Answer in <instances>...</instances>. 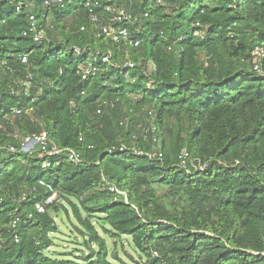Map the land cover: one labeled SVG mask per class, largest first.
<instances>
[{
    "label": "trees",
    "instance_id": "trees-1",
    "mask_svg": "<svg viewBox=\"0 0 264 264\" xmlns=\"http://www.w3.org/2000/svg\"><path fill=\"white\" fill-rule=\"evenodd\" d=\"M54 1L0 0V264H264V0Z\"/></svg>",
    "mask_w": 264,
    "mask_h": 264
},
{
    "label": "built area",
    "instance_id": "built-area-1",
    "mask_svg": "<svg viewBox=\"0 0 264 264\" xmlns=\"http://www.w3.org/2000/svg\"><path fill=\"white\" fill-rule=\"evenodd\" d=\"M61 1L62 0H55L54 2L60 4ZM21 6H23V4H21ZM96 6H98L97 3L87 5V7L89 8V12H90V19H91L92 24L95 26V29L97 31H99V33L102 34L104 36V38L110 39L114 42H120L121 39L128 40L129 31L127 29V26L130 24H135L137 19L135 17H133L132 15H129L123 11L115 10V9H112V7H108L106 9V11L108 13H110L112 15V17L108 21L105 20V23L103 22L104 24H102L101 22L103 20L100 17H98L93 10V8ZM31 7H33V6L32 5L29 7L27 6V8H29V9ZM30 21H31V30L35 33L34 41L36 43H39L43 39V36H44L43 32L39 31L34 16L30 17ZM135 46H138V44L136 43ZM75 51L77 53L81 54V50L79 48H75ZM104 60H105V62H107L108 58H105ZM23 62H26V60H24ZM129 67H134V66L132 64H129ZM93 72H94V70L92 69V66H90L88 69H86L84 71V77L83 78L86 79V77ZM15 113L20 114L21 111L16 110ZM150 115H152L151 112H150ZM146 138H147V136H144V139H146ZM35 146H40L43 156H55V155L60 154V152L56 149H54L52 151L48 150L49 143H48V135L46 133H42L40 136L34 137L32 139L27 138L23 144V149L26 151H29V150L33 149ZM126 150L127 149L124 146L120 147L118 149L113 148L110 151V154H112L116 151L117 152L119 151L120 153H122ZM12 151H14V149H12ZM135 153L138 156H144V152L142 151V149H139V148L136 149ZM149 156L151 158H156L158 156V153L157 152L150 153ZM159 156L162 157L161 154ZM180 159H181V165L186 166L187 161L189 159L188 153L183 152ZM68 160L74 164H79L81 162L79 154H77L74 151H68ZM50 166H51V164L49 162H45L43 164L44 169H48V168H50ZM41 185L46 186L49 189V191L52 192V196L48 200L47 204L55 201L57 199V193L55 191H53V189L49 185H46L43 182H41ZM110 190L113 193L117 192V193L121 194V192L117 191L114 187H111ZM36 208H37V211L39 213L45 212L44 205H42V204H38L36 206ZM13 224H14L13 226L15 227L17 225V220ZM16 242L18 243V239H16Z\"/></svg>",
    "mask_w": 264,
    "mask_h": 264
},
{
    "label": "rangeland",
    "instance_id": "rangeland-1",
    "mask_svg": "<svg viewBox=\"0 0 264 264\" xmlns=\"http://www.w3.org/2000/svg\"><path fill=\"white\" fill-rule=\"evenodd\" d=\"M147 111V110H146ZM57 223L60 225L61 228V233L64 235H68L69 236V225L66 223L65 219L63 218V216H58L57 218ZM101 235L103 237H106L104 234L101 233ZM58 241H56L57 245L61 248V247H65V251L68 252L70 251V249L74 248L75 246L72 245L71 243L67 242L68 238L64 237V236H58ZM109 245H112V241L110 239H108L106 237ZM130 238H125V243H124V250L127 251V255L123 253V249H121L120 245L118 247V250L116 251V255L122 260L123 263L120 264H131L132 260L129 257H132L135 260H139L140 255L139 253H137L136 251H134L133 247L131 246V242H130ZM60 248H55V251H59ZM111 249H114V246H111Z\"/></svg>",
    "mask_w": 264,
    "mask_h": 264
}]
</instances>
